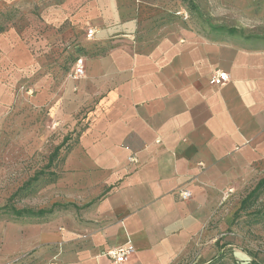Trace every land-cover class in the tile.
<instances>
[{"label":"crops","instance_id":"1","mask_svg":"<svg viewBox=\"0 0 264 264\" xmlns=\"http://www.w3.org/2000/svg\"><path fill=\"white\" fill-rule=\"evenodd\" d=\"M123 3L80 14L134 43L137 4ZM87 65L78 81L99 100L58 179L80 210L62 230L41 227L25 264H109L101 253L128 240L125 264H166L151 232L201 231L225 186L264 156V42L192 33L147 50L121 43ZM216 69L230 74L221 87L210 83Z\"/></svg>","mask_w":264,"mask_h":264},{"label":"rangeland","instance_id":"2","mask_svg":"<svg viewBox=\"0 0 264 264\" xmlns=\"http://www.w3.org/2000/svg\"><path fill=\"white\" fill-rule=\"evenodd\" d=\"M103 1L0 0L4 29L0 33V206L40 171L44 174L12 204L37 210L78 202L70 182L59 184L58 179L99 100L88 85L83 89L70 77L79 57L87 69L90 58L121 43L138 50L152 48L165 37L184 43L188 34L215 33L213 25L238 28L235 35L223 33L226 39L252 36L249 39L264 42V0H120L124 5L137 4L134 43L116 41L99 28L94 38L87 37V29L99 23L101 15L84 18L81 9L100 8ZM64 140L49 164L55 147ZM254 165L241 168L242 182L225 186L201 231L151 232L155 250L166 264H207L216 256L220 260L212 264H264V191L251 206L239 210L243 198L264 177V156ZM53 171L58 178L50 181ZM75 209L69 206L43 217L0 215V259H4L0 264H25L41 227L62 230L80 210Z\"/></svg>","mask_w":264,"mask_h":264},{"label":"trees","instance_id":"3","mask_svg":"<svg viewBox=\"0 0 264 264\" xmlns=\"http://www.w3.org/2000/svg\"><path fill=\"white\" fill-rule=\"evenodd\" d=\"M3 27H0V33L3 32ZM212 30L215 33H227L229 35H235L239 33L238 28L236 27H228L225 25H213ZM252 36H246L247 39L251 38ZM64 141H62L59 145H57L54 149V152L52 153L49 164H51L54 160V157L58 154L59 150L63 147ZM40 174H44L43 171H40V173L34 175L31 179H29L23 186L18 188L16 192H14L10 197L9 200L6 204L0 206V215L2 214H12L15 218H24V217H43L47 214H52L56 210H64L72 206L76 209H79V207L75 203H69L65 206H61L59 203H54L49 209L46 208H40V209H33V208H28V207H23V208H18L14 204H12L13 200L18 196V195H24L22 193L31 183L35 180H37L40 176ZM58 178V174L56 172H51L49 173V180L53 181ZM264 191V177L260 178L259 181L256 183V185L247 193V195L243 198L241 201V205L239 210H243L245 208H248L251 206L261 193ZM89 204L84 205L85 207L88 206ZM220 258L218 256L214 257L212 260H210L207 264H212L213 262L219 261Z\"/></svg>","mask_w":264,"mask_h":264},{"label":"built area","instance_id":"4","mask_svg":"<svg viewBox=\"0 0 264 264\" xmlns=\"http://www.w3.org/2000/svg\"><path fill=\"white\" fill-rule=\"evenodd\" d=\"M97 33L96 27L90 26L87 29V37L92 39ZM70 77L73 80H80L86 77V65L82 57H79L70 73ZM230 81V74L222 69H216L212 72L210 83L213 86L221 87ZM135 161V158H132ZM178 196L181 200L186 201L192 197L191 191L187 189H181L178 192ZM134 253L133 243L128 240L125 244L110 248L101 253L102 257H106L109 260V264H125L132 254Z\"/></svg>","mask_w":264,"mask_h":264}]
</instances>
